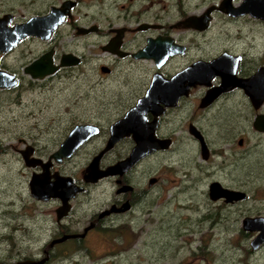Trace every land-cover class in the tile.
<instances>
[{"label": "flooded vegetation", "instance_id": "obj_1", "mask_svg": "<svg viewBox=\"0 0 264 264\" xmlns=\"http://www.w3.org/2000/svg\"><path fill=\"white\" fill-rule=\"evenodd\" d=\"M1 1L5 0H0V2ZM23 1H26L31 5H38V2L42 0ZM183 1L184 0H56L55 2L48 3L43 0V4L46 2V6H42L41 10L38 9L31 14H22L20 17L15 9L6 10L0 8V17L10 14L9 26L13 27L17 23L30 20L33 16H46L51 13L54 7H62L64 2L71 3L70 8L65 12V18L63 21H61L50 34L47 35L45 29L43 31V35H47L45 37L31 34L27 35L9 50L5 52L0 51V69L12 73L17 80V83L14 86L0 89L16 88L22 81H27L29 85L41 82L43 86H45L48 82L54 81L55 79L63 80L72 77L75 71L79 74L81 67L90 60H96V72L100 81L111 79L116 74H119V76L115 78L118 82H116L117 85L120 84L119 87L125 86L130 88L129 96H119L122 97L125 102L122 107L116 111L117 115L107 122V125L104 126L105 128H102L98 123L92 121L71 123L70 125L72 127L67 134L60 138L61 140H59L54 147L47 148L43 146V157L38 156L34 146L28 144L26 140H21L24 145L23 148H16L21 154L25 165L28 168H32L29 180L30 193L34 198L43 202V235H48L46 240L48 243H45L43 246V256L41 257L46 258V261L43 264H51L59 257H65L67 254H70V251L74 249H90L87 244L89 240L97 241L102 240L103 238L107 240L106 242L108 245H112V248L106 249L103 257L100 254L99 259H102L100 264H115L118 259L121 261L125 259H135L138 262H143L145 260L144 258H147V256L146 253L143 252L144 250L140 249V246L146 245V242L149 239L145 237V234L149 235L150 232H153L155 234L154 237L156 238L153 246L162 249V251L158 263L151 260V263L148 264H217V257L224 254L223 249L219 252L217 249L213 248L217 242H222L220 235H216L215 237L212 236L210 237V240L207 241L202 237V233L206 228H215L216 230L219 221L217 215L219 213L223 214L228 206H235L246 201L248 199L247 192L244 191L246 196L239 200L228 201L226 197L213 199L211 195V184L218 180L210 182L206 189V196L208 197V200L216 206H213L215 212L212 213L210 223L207 224L208 216L211 213H203L200 217H195L193 214V212H197L198 210H201V208L197 203V194L199 190L197 187H192V177L185 173L186 178L183 182V184L186 185L185 188L188 186L195 190L194 193L189 196V198L193 199L190 203H186L183 198L180 197L185 189L182 186V181H176L175 178H172L170 187L172 191L167 201H164L156 207L148 205L144 211L145 213L154 215L156 211L160 212V209L165 204L171 205L168 214L173 215L175 218L172 222L173 226L179 227L176 242L173 243L171 247L178 253L181 251V254L178 261H170L171 250L168 249L165 251V249L170 246L169 242L167 241V244L164 245L158 243L157 240L159 234L167 232L166 224L160 221L159 218L153 220L144 219L139 223L138 227H135L133 222V214L135 213L134 210L137 205L148 196L150 191H153L154 187L162 178L155 173L144 174L141 172L139 175L140 177L143 176V183L138 187L132 180V175L141 168L146 159L160 151L169 150L176 141V138L173 137L177 134L176 131L180 132L178 134L180 139L185 137L182 132H188L191 137L197 140L200 144L202 160L208 161L211 154L209 145L205 135L193 122L191 116L183 119V123L180 127H177V129H175V127L172 128V131H168L167 134L161 132L162 123L171 115H176L181 112L192 113L194 111L212 108L220 99L230 97L237 91L242 92L245 95L250 103V108L256 113L253 120L254 129L263 133L255 127L254 122L257 115L264 114V111L262 110L264 102L262 106L257 109L254 105L253 97L243 87L237 86L231 90L222 92L206 106H203V103L206 101V96L210 87L205 85L191 87L186 94H182L174 102L175 104L169 105L163 101H159L158 111L162 112L158 115L149 112L147 116L149 121L157 119L155 135L159 138L169 139L168 146L166 148L157 149L143 156L121 174L106 176L100 178L97 182H87L84 179L86 168L89 166L93 158L100 153L108 143L109 137L111 136V127L114 123L125 117L128 111H130L139 100L146 95L152 80L157 73H160L167 78H171L195 61L211 60L225 52L230 53L235 57H240L236 65V76L238 78H250L258 72L260 68L264 67L263 52L261 55H258L256 60H254L253 58H250V56H247L244 51L234 50L232 47L235 43L230 41L223 43L227 48L210 58H205L202 54L199 56L196 55L195 57L182 58V56L190 54L193 44L190 37L185 35L186 33H199L204 37L219 28L223 19L228 27L231 26L232 29L234 28V33L241 41L249 38L250 31L251 33H253L254 30L259 31L264 35V18L260 15L262 13V8L264 7V0H252L250 4L251 8L245 12H241L242 10L237 9L243 5L245 0H231V2H225V0H193L188 3ZM93 2L111 3L110 6L113 8L114 15L107 14L102 21L97 19L94 14L90 16L89 10L87 14H84V12L80 10V7L85 4L88 5L87 7L94 6ZM201 2H212V4L202 10ZM228 5L229 8L227 7ZM170 6H175L176 8L171 11L169 9ZM212 6L215 7L211 12L212 19L205 28L200 29L196 26H188L185 23L187 17L191 15H203V13ZM229 9H232L233 11L231 12ZM174 12L176 13L167 20L165 19L166 14ZM84 16L88 17V21L84 20ZM250 22L253 23V26L249 28ZM241 26H244L248 32H246V30H240L239 28ZM254 37L256 36L253 35V38ZM160 38L163 40L166 38H172L176 44L183 47V50L168 55L160 66H158L154 58L147 59L135 57V53L140 49L145 48L149 44L150 39L156 40ZM200 46H198V49L202 50V46ZM48 53H51L53 65L57 66V69L54 72L47 74L43 78H35L31 73L26 71L28 65H31L33 61ZM14 56H17L15 59L18 60L17 68H12L8 63V60ZM175 58H182L184 64L176 70H171V66L173 65L172 62ZM45 60L47 61V58ZM186 60L187 62L185 63ZM128 72L130 73L128 74ZM141 74H145L146 78H148L146 87L141 86L142 80L138 83V76ZM133 79L134 86L130 87V82L132 83ZM212 82L213 86H220L222 84V76H216ZM109 108L113 107L110 106ZM82 123H92L97 125L99 127L98 134L83 142L71 155H64L63 157L65 158H63L62 161H57L55 158L50 159L53 157V152L61 146L72 129H74L76 125ZM192 124L200 130L198 136L191 132ZM102 135H104L102 145L97 147L88 156L90 158L82 167L78 169L76 168V172L71 171L69 169V167H71L70 162L81 154L84 147ZM240 141H242L243 145L244 138L241 137L238 143ZM203 142H205L208 149L209 156L207 158L203 156ZM136 144L133 134L125 136L119 140L110 150L103 154L100 163L101 168H107L128 157ZM28 146L32 147V156L43 159V165H28V159L24 152ZM196 165L201 166V163ZM35 173L40 175L43 174V186L48 181L52 183L57 181V178L59 177L67 176L71 177L75 184L82 187V189L76 192V194L68 201L67 206L65 205L62 196L50 195L46 198V191H43V199H39L33 195L31 189V180ZM108 181L112 182L114 189L112 199L106 202L98 210L95 209L91 212H83L85 210L84 206L90 204L89 200L92 199L93 188ZM124 185L131 186V188L124 191L122 190ZM223 185L226 186L225 184ZM177 186L179 187L177 188ZM229 188L241 190L234 187ZM193 194L196 195L194 198L192 196ZM125 202H128V204L127 208L124 210H114L108 214L101 215L103 212L111 210L114 206L115 209L119 208ZM246 217L248 216H243L241 219L233 221V239H227L229 243L242 251L241 257H243V260L233 264H254L252 260H254L260 253L264 252V241L256 248L253 247L252 241L257 237L260 231L245 229L243 221ZM193 221L198 222V224H196L197 226L194 228L191 226V222ZM156 224H158V226L152 230ZM145 225H150V227H145ZM141 226H144L145 232L140 230ZM138 232H140L141 236L140 241L137 240L133 244L132 241H134V237H136ZM73 234L76 236L51 245L56 239L62 238L65 235ZM109 234H111L114 239H112ZM116 238H121L122 242L116 241ZM125 242H130L128 248L123 246ZM119 243L123 245L120 247ZM137 244L138 249H134ZM130 251H134L135 255ZM99 259L92 260V263ZM73 263L76 264L75 262ZM79 264H83V262L80 260Z\"/></svg>", "mask_w": 264, "mask_h": 264}, {"label": "rangeland", "instance_id": "obj_2", "mask_svg": "<svg viewBox=\"0 0 264 264\" xmlns=\"http://www.w3.org/2000/svg\"><path fill=\"white\" fill-rule=\"evenodd\" d=\"M44 1L49 3L56 0ZM191 1L193 0L183 2ZM46 2L43 4L42 0L38 2V5H31L23 0H5L0 2V8L15 9L20 17L22 14H31L38 9L41 10L42 6H46ZM201 3L202 10L212 4V2ZM93 5L87 7L88 5L85 4L80 7V10L84 14H87L89 10L90 16L94 14L102 21L107 14L114 15L111 3L93 2ZM175 8V6L169 7L171 11ZM175 13L166 14L165 19L167 20ZM84 20L88 21V17L84 16ZM221 22L219 28L204 37L199 33H186L185 35L190 37L193 44L190 54L182 58L195 57L200 54L205 58H210L227 48L223 45L227 41L235 43L232 47L234 50L244 51L254 60L262 52L264 56L263 34L255 30L253 33L250 31L249 38L241 41L234 33V28L228 27L224 19ZM251 26H253L252 22L249 28ZM239 29L246 30L244 26ZM253 35L256 37L253 38ZM198 46L202 50L198 49ZM16 57L8 60L12 68L18 67ZM181 59H174L171 70H176L184 64ZM118 76L119 74H116L111 79L100 81L96 72V60H90L81 67L79 74L75 71L72 77L63 80L55 79L45 86L41 82L29 85L27 81H22L16 88L0 89V263H10L26 258H41L43 246L48 243L46 241L48 235H43V202L34 198L30 193L29 180L32 168L25 165L21 154L16 149L24 147L21 140H26L28 144L33 145L36 154L43 157V146L54 147L72 127L71 123L92 121L103 128L117 115L116 111L124 104V99L119 96L130 94L129 87L117 85L115 78ZM140 80H142L141 86L146 87L148 78L145 74L138 76V83ZM132 86H134V79L132 83L130 82V87ZM110 106L113 108H109ZM262 110L264 111V106ZM255 114L245 95L237 91L230 97L220 99L212 108L192 113L181 112L163 121L161 132L167 134L168 131H172V128L180 127L183 119L191 116L193 122L205 135L211 151L208 161L202 160L199 142L188 132H182L185 137L180 139L178 136L180 132L176 131L177 134L173 136L176 141L172 147L146 159L141 168L132 175V180L138 187L143 183V176L139 175L141 172L155 173L162 178L153 191H150L148 196L137 205L133 214V222L134 226L138 227L144 219L159 218L166 224L167 232L159 234L157 240L158 243L164 245L167 241L169 242L170 246L165 251L171 250L170 261H178L181 254V251L178 253L171 247L176 242L179 233V227L172 224L175 220L174 216L168 214L171 205L165 204L160 212L156 211L154 215L144 211L148 205L156 207L167 201L172 191L170 189L172 178L182 181V186L185 188L186 185L183 184L186 178L185 173L192 177V187H197L199 190L197 203L201 210L193 214L195 217H200L203 213H211L207 224L210 223L212 213L215 212L213 206H216L206 196V189L210 182L218 180L226 186L247 192L246 201L235 206H228L223 214L217 215L219 221L216 230L206 228L202 233V237L207 241L212 236H221L222 242H217L213 247L219 252L222 249L224 251V254L217 257V264H233L243 260L242 251L229 243L227 239H233V221L243 216H264V134L253 127ZM241 137L244 138L243 145L238 143ZM103 141L104 135L84 147L81 154L70 162L69 169L76 172V168L82 167L90 158L88 156L102 145ZM200 163L201 166L196 165ZM194 191L193 188L187 186L180 197L186 203H190L193 199L189 196ZM113 193L111 181L94 187L92 199L89 200L90 204L84 206L83 212L100 209L112 199ZM192 196L194 198L196 195ZM196 224H198L197 221L191 222L193 228L197 226ZM157 226L158 224L152 230ZM145 227H150V225H145ZM140 230L145 232L144 226H141ZM109 235L114 239L111 234ZM154 235L153 232L149 235L145 234L149 240L145 246L140 244V249L144 250L147 256L143 262L135 259L123 261L118 259L115 264H148L151 260L158 263L162 249L153 246L156 240ZM140 237V232H138L132 241L133 244L137 240L140 241ZM115 240L122 242L121 238ZM106 241L105 238L97 241L89 240L87 244L90 249L85 246L88 250H71L70 254L59 257L51 264H74L73 262L79 264L80 260L83 264H91L92 260L99 259L100 254L103 257L106 249L112 248V245H108ZM129 243L125 242L124 245L119 243V246L123 245L128 248ZM134 249H138V244ZM130 252L135 255L134 251ZM101 260L100 258L92 264H100ZM252 262L264 264V252Z\"/></svg>", "mask_w": 264, "mask_h": 264}, {"label": "water", "instance_id": "obj_3", "mask_svg": "<svg viewBox=\"0 0 264 264\" xmlns=\"http://www.w3.org/2000/svg\"><path fill=\"white\" fill-rule=\"evenodd\" d=\"M231 2V0H225ZM252 0H245L242 6L237 8L245 12L251 8ZM71 6L70 2H64L62 7H54L50 14L46 16H33L30 20L22 23H17L13 27L9 26L10 14L0 17V51L5 52L19 42L27 35H36L45 37L52 32L56 26L65 18V12ZM229 8V5L227 6ZM215 7H210L203 15H192L187 17L185 23L188 26H196L197 28H205L212 19L211 12ZM222 8V7H221ZM231 12L232 9H229ZM264 18V7L260 14ZM46 29L47 35H43ZM183 47L176 44L172 38L166 39H150L149 44L135 53L137 58H154L158 66H160L168 55L180 52ZM47 58V61L45 60ZM240 57H235L230 53H223L211 60H198L176 73L171 78H167L160 73H157L146 93V95L139 100V102L123 117L121 120L114 123L111 127V136L104 149L98 153L89 166L86 168L84 179L87 182H97L100 178L121 174L135 164L143 156L160 148H166L169 144V139L159 138L155 135L157 119L153 121L148 120V113L153 112L155 115L160 114L158 111V102L163 101L166 104L172 105L182 95L186 94L189 89L197 85L209 86L210 90L206 96V101L203 106L209 104L216 96L224 91L231 90L237 86L243 87L254 100V105L258 109L264 102V67L260 68L250 78H238L236 76V65ZM51 53H48L26 67V71L31 73L35 78H43L47 74L54 72L57 66L52 63ZM105 70V68H104ZM222 76V84L220 86H213L212 80L216 76ZM17 83L15 75L5 70L0 69V88H9ZM255 127L264 133V114L257 115ZM99 127L92 123H82L75 126L69 133L68 137L63 141L61 146L53 152L50 159L55 158L57 161H62L64 155H71L83 142L92 136L98 134ZM191 132L198 136L200 130L191 125ZM133 134L136 141V146L133 148L131 154L123 160L107 167L101 168L100 163L105 152L110 150L119 140L125 136ZM242 145V141L239 142ZM203 156L207 158L208 149L205 142H203ZM28 165L37 166L43 165V159L32 156V147L28 146L25 150ZM131 186L124 185L122 190H129ZM31 189L33 195L39 199H43V191H46V198L50 195H58L63 197L65 205L68 201L80 191L82 187L75 184L71 177H59L57 181L50 183L49 181L43 186V174L35 173L31 180ZM211 195L213 199L226 197L228 201L239 200L246 196L242 190L231 189L224 186L220 181H214L211 184ZM128 202L115 209L103 212L108 214L114 210H124L127 208ZM243 225L245 229L251 231H260L257 237L252 241L253 247H257L264 241V216H248L244 219ZM76 235H65L62 238L56 239L51 243L62 242L70 237ZM46 258H26L12 261L10 263L0 264H43Z\"/></svg>", "mask_w": 264, "mask_h": 264}]
</instances>
